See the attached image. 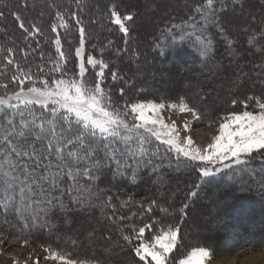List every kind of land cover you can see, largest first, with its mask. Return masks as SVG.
<instances>
[{
	"label": "trees",
	"instance_id": "trees-1",
	"mask_svg": "<svg viewBox=\"0 0 264 264\" xmlns=\"http://www.w3.org/2000/svg\"><path fill=\"white\" fill-rule=\"evenodd\" d=\"M205 5L206 0H0V13L3 14L0 16V85H6L0 87V96L12 95L21 87L27 90L31 81L26 80L21 85L19 80L14 79L21 75V70L32 74L34 80L47 79L50 83L64 74L65 78L78 76L76 51L84 45L86 58L93 57L108 65L103 69L102 79L97 76L101 71L100 65L95 68L87 66L85 82L89 86L100 82L110 95L113 107H119L121 111L127 110L131 103L173 102L187 105L200 115L199 121L204 120L205 123H211L213 119L218 122L243 111H256L258 107L255 101L264 102L263 85L259 87L260 91L248 93L246 87L240 90L241 76L237 83V72L234 74L225 63L233 58L234 69L239 65L241 69L245 68L244 73L248 71L251 76L264 77L263 0H215L217 23L210 24L207 29V35L213 40V52L208 57L200 55L194 39L180 41V31L173 27L184 25L186 21H199L198 26L203 27L201 14L196 13L195 9ZM113 10L122 18L133 16L132 21L125 22L129 28L127 36L113 22ZM58 12L67 23V28L59 25ZM17 13L31 35L19 26L20 21L15 18ZM245 18L252 19L253 23ZM53 25H56L55 30ZM251 27L259 29L253 31ZM81 28L84 29L82 45ZM57 39L60 40L59 51ZM60 52L64 53L63 59ZM57 64L62 71H53ZM143 67L146 72L141 71ZM149 70H152V74L148 73ZM158 72H166L167 76L176 74L180 80L188 83L181 91L175 90L174 86H162L160 79L155 78ZM112 73L116 75L115 80ZM210 74L217 77L220 89L232 81H235V86L229 93H221L220 97L223 98L217 95L216 103L209 106L198 90L195 91V82L205 92L207 88L204 85L208 83L205 81L210 80ZM158 77L161 78L160 75ZM260 82L264 83V79L259 80L257 87ZM233 100L237 103L233 104ZM222 101L224 106H221ZM35 108L37 112L41 111L40 106ZM165 147L161 146L162 154ZM168 155L173 159L172 168H163L156 173L143 169L135 182L130 179V169L126 170L128 174L124 176L115 174L114 166L106 169L96 182L91 201L77 204L65 189L63 200L67 210L57 209L49 216L53 225L51 229H35L30 224L25 228L24 221L15 213L3 209H0V218L9 226H18L19 240L51 231H56L55 237H61L64 223H75L78 215L83 222L93 218L99 225L96 233L113 241L108 248L112 258L98 260L101 254H98V258L84 255L77 259L79 262L116 264L118 259L115 257L123 256V264H148L147 260H141L136 255V247L143 242L154 243L156 236L169 229H179L177 249L181 253L205 246L215 256L212 246L193 242L194 235L189 231L187 222H191L189 212L200 205L201 197L219 200L225 197V209L234 208L241 202L251 204L246 213L233 214L238 222L236 230L243 233L239 237L236 234V239L243 243L242 248H256L257 243H262L264 247V236L256 230L264 224V150L218 173L212 168L213 174L209 177L201 175L200 168L196 166L200 163L181 159L177 166L174 154ZM161 174L162 180L158 179ZM65 183L70 181L66 178ZM176 192L182 195L181 198H177ZM193 193L196 195L193 196ZM59 194V191L53 193L56 196ZM256 207H262L263 211ZM240 217L248 221L244 222ZM191 223L190 226H193ZM140 228L145 229L143 238L138 236ZM8 229L0 225V233L10 235L12 230ZM217 234L214 231L213 240H218L214 237ZM126 235L131 242L124 239ZM218 235L219 239L228 240L231 234L225 232ZM70 241L68 238L61 248L56 243L52 246L73 257L70 246L71 249L77 247L69 245Z\"/></svg>",
	"mask_w": 264,
	"mask_h": 264
},
{
	"label": "snow or ice",
	"instance_id": "snow-or-ice-1",
	"mask_svg": "<svg viewBox=\"0 0 264 264\" xmlns=\"http://www.w3.org/2000/svg\"><path fill=\"white\" fill-rule=\"evenodd\" d=\"M214 3L215 0H206L203 8L195 9L201 14L203 27L198 26L199 21L173 25L180 31V41L194 39L202 57L213 52V40L207 35V29L210 24L217 23ZM111 15L119 30L127 36L129 28L125 22L132 21L133 16L122 18L116 10ZM57 17L59 25L67 28L59 12ZM15 18L20 21L19 26L31 35L18 13ZM55 27L53 25V30ZM80 36L82 45L83 28ZM56 45L59 51V39ZM76 55L80 57L79 78H65L64 74L50 83L47 79L34 80L32 74L21 70V75L14 79L21 85L26 80L31 81L27 90L21 87L12 95L0 96V209L15 213L24 221L25 228L30 224L35 229H51L53 225L49 216L57 209L67 210L63 200L65 189L77 204L91 201L96 182L106 169L113 166L115 174L121 176L127 175L126 170L130 169V179L135 182L143 169L156 173L163 168H172L173 159L168 153H173L177 166L181 157L190 162H200L196 166L200 168L201 175L209 177L213 174L212 167L220 166L216 168L218 173L243 163L242 156L264 149V102L255 101L260 110L256 114L243 111L225 117L220 124L219 136L202 152L193 146L191 136L182 140L176 125H168L159 117L164 104L131 103L127 107L134 114L132 121L135 122L128 120L129 112L113 107L110 95L100 82L89 86L83 79L86 67L82 47L77 49ZM60 56L63 59L64 53L60 52ZM87 63L93 68L99 64L101 71L97 76L104 77L103 69L108 67L106 63L91 57ZM53 71L62 69L57 64ZM112 78L116 79L115 73H112ZM37 105L41 109L39 112L35 108ZM180 111L193 110L182 105ZM193 115L200 119L194 111ZM161 146H166L163 154ZM66 178L70 183H65ZM158 179L162 180L163 174ZM56 191L60 193L58 196L53 195ZM110 200L111 197L108 198ZM144 232L145 229L140 228L138 236L143 238ZM178 232L179 229H169L156 236L153 244L141 243L136 247V255L141 260L151 257L155 264H165L167 254L176 244ZM124 239L131 242L127 235ZM209 255L205 248H198L180 264H204ZM50 258L61 261V264H75L63 253L52 252Z\"/></svg>",
	"mask_w": 264,
	"mask_h": 264
},
{
	"label": "rangeland",
	"instance_id": "rangeland-1",
	"mask_svg": "<svg viewBox=\"0 0 264 264\" xmlns=\"http://www.w3.org/2000/svg\"><path fill=\"white\" fill-rule=\"evenodd\" d=\"M263 4H264V0H263ZM246 19L247 18H245V20ZM251 20L252 19L250 20L247 19L246 21L253 23V21ZM257 28L259 29V27L256 28L251 27L253 31H255V29ZM81 47L83 48V55L85 58L84 60L86 67V72L84 74L85 77L88 72L87 66H91V67L93 66L87 63L88 58H86L84 45H82ZM77 59H78V69H79L80 57L77 56ZM96 66H99V64ZM225 66L229 67L230 71L234 72V74L235 72H237L236 73L237 83L240 80V78L238 77L241 76L242 78L240 82L241 84L239 83L240 90H244L243 88L246 87L247 92L249 93L253 90L260 91L259 87L261 88L262 85L264 87V83L261 82L258 87L256 86L259 80L261 81L262 79H264V77H260L259 75L251 76L252 74H250L248 71L247 73H244L245 68L241 69L242 67L241 66L239 67V65L234 69L235 63L233 61V58H229L228 62L226 61ZM145 70L144 67L143 69H141V71L146 72ZM148 73L152 74V70H149ZM165 73L166 72H162V73L158 72L157 76L155 77L156 80L160 79L162 86H168V85L174 86L175 90L181 91L182 88L185 87V85H187L188 83V81H185L183 79L180 80V77L176 76V74L172 73L171 75L167 76L165 75ZM158 75H160L161 78H159ZM76 77L79 78V73L78 76ZM209 78L210 80L205 81L208 82L207 84L204 85L207 88L205 92H203L204 89L201 88L200 84L197 82H195L196 85L195 91L198 90V92L203 97V99H205L204 101L206 102V104L210 106L216 103L217 95L220 97V94L223 92L224 94L229 93L231 89H233V87L235 86V84H233V82L235 81H232L230 84H226V85L224 84L223 87L220 89L219 83L217 82V77H214L213 75L210 74L208 76V79ZM220 98H223V96ZM142 103L164 104L165 107L160 110L159 117L162 118L164 122L168 125H172L174 123L182 140L191 136L194 141L193 146L200 148L202 152L207 150L208 146L215 141L217 136H219L220 124L223 123L225 119L224 118L218 122L213 119L211 123H205L204 120L199 121L195 118V116L193 115L194 110L181 112L180 107L183 104H177L173 102L170 103L142 102ZM173 104L176 105L175 108L172 107ZM221 106H224L223 101L221 102ZM125 111L129 112L127 119L132 121V117L134 114L130 112L129 108H127V110ZM259 111L260 110L258 108V110L252 112L256 114ZM149 115L152 114L149 113ZM185 125L188 126L187 130H185ZM255 152L257 151H254L253 153ZM245 157L248 156H242L241 159L244 160ZM181 159L186 160L183 157H181ZM225 163H231V161H226ZM217 167L220 166H215L212 168L216 169ZM181 196L182 195H179V193H177V198H181ZM207 199L208 198H206V196L201 197L199 202L201 206L195 204L196 205L195 209L189 212V215L192 218L191 222H193V226H190L192 223L188 221L187 227L189 228V231L192 233V235H194L192 237L193 242H197L198 245H201L202 243V245L205 244L207 246H212L215 252V256H212V254L210 253V249L205 246L193 248L191 251L186 252L185 254L181 253L180 249H177V244L179 241V232H178L176 244L171 250V252L167 254V258L165 259V264H180L181 260L188 259L191 253L198 248H205L210 253L209 257L205 258L204 264H217L218 262H222V264H245V262H247L249 264L248 260L254 256L258 257V261H256L255 264H264V254H259V255L257 254V252L260 249L264 248L262 246V243L255 244L254 247L256 248L245 249L242 248V244H243L242 241H239L238 238L236 239L238 235L242 236L243 233L239 232V230H236L238 222L234 220L233 214L237 212L246 213V211H248L251 208V204L249 203L247 204L246 202H241L238 206L234 208L232 207L233 209L232 208L225 209V205L227 203L225 197H223L222 200L216 199L215 197H212V199L210 198L208 200ZM139 200L141 199L139 198ZM257 209L260 212L263 211L262 207H259ZM76 217L78 219L76 220L75 223L73 221L72 222L69 221V223L67 222V224L65 223L63 224L64 227L61 237H55L56 231H51L49 233H42L41 235H39L40 233L38 235H33L32 236L33 238L25 237L24 239L21 240H19L18 238L20 236L19 233L20 229L18 228V226H14V225L9 226V223H4L3 219L0 218V225L4 227H9L8 230H12L13 232V233L11 232L10 235L0 233V264H61V261L53 260L50 258L52 252L61 253L55 250L52 245L53 243L54 244L56 243L55 245H59V247L61 248L64 245V243L67 242L68 238H70L71 240L69 242V245L74 244L75 247H77V249H73V248L71 249L70 246L69 250H71V252L73 253V257L66 255V259L70 261H75V264H81V261L79 262L77 259L80 256L83 257L84 255H88V256L92 255L95 256V258L96 257L98 258V254H101L102 257L98 258V260L102 258L110 260L112 258V255L108 253V248L113 244V241L109 240L108 237L106 236L103 238L99 235V233H96L99 225H97V223L93 218H88L84 220L85 222H83L81 219H79L80 217L79 215ZM240 218L244 222L248 221L245 218L243 219L242 217ZM75 224L77 225L75 226ZM239 228L242 229V227ZM256 230L262 232L263 234L262 236H264V224ZM214 231H216V233L218 234L221 233L224 234L225 232L226 233L229 232V234L231 235H229L228 240H222L219 239L220 236L217 234V236L214 237L218 240H213L214 238L212 236ZM109 235L112 236L111 233ZM181 254L183 256H181ZM115 258L118 259V262L116 264L124 263L125 258L123 256L122 257L119 256ZM146 260L148 261V264H155V262L151 260V257H148ZM83 264H89V263H83Z\"/></svg>",
	"mask_w": 264,
	"mask_h": 264
},
{
	"label": "bare ground",
	"instance_id": "bare-ground-1",
	"mask_svg": "<svg viewBox=\"0 0 264 264\" xmlns=\"http://www.w3.org/2000/svg\"><path fill=\"white\" fill-rule=\"evenodd\" d=\"M256 261H258V257L254 256V257H251L248 262L249 264H255ZM217 264H222V262H218ZM245 264H248L247 262H245Z\"/></svg>",
	"mask_w": 264,
	"mask_h": 264
},
{
	"label": "clouds",
	"instance_id": "clouds-1",
	"mask_svg": "<svg viewBox=\"0 0 264 264\" xmlns=\"http://www.w3.org/2000/svg\"><path fill=\"white\" fill-rule=\"evenodd\" d=\"M257 254H258V255H259V254H264V248L260 249V250L257 252Z\"/></svg>",
	"mask_w": 264,
	"mask_h": 264
}]
</instances>
